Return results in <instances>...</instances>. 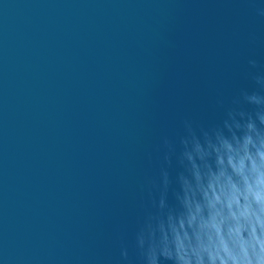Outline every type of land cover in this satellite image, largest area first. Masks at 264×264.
Masks as SVG:
<instances>
[{
  "label": "water",
  "instance_id": "1",
  "mask_svg": "<svg viewBox=\"0 0 264 264\" xmlns=\"http://www.w3.org/2000/svg\"><path fill=\"white\" fill-rule=\"evenodd\" d=\"M250 72L264 0H0V264H146L162 138Z\"/></svg>",
  "mask_w": 264,
  "mask_h": 264
},
{
  "label": "clouds",
  "instance_id": "2",
  "mask_svg": "<svg viewBox=\"0 0 264 264\" xmlns=\"http://www.w3.org/2000/svg\"><path fill=\"white\" fill-rule=\"evenodd\" d=\"M249 77L251 89L218 101V122L185 120L175 139L162 138L139 226L146 264H264V72Z\"/></svg>",
  "mask_w": 264,
  "mask_h": 264
}]
</instances>
